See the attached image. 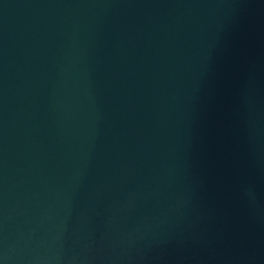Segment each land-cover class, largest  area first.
I'll use <instances>...</instances> for the list:
<instances>
[{
	"label": "water",
	"instance_id": "1",
	"mask_svg": "<svg viewBox=\"0 0 264 264\" xmlns=\"http://www.w3.org/2000/svg\"><path fill=\"white\" fill-rule=\"evenodd\" d=\"M0 264H264V0H0Z\"/></svg>",
	"mask_w": 264,
	"mask_h": 264
}]
</instances>
